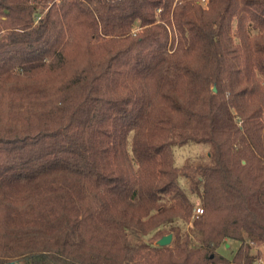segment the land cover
<instances>
[{"label":"trees","instance_id":"16d2710c","mask_svg":"<svg viewBox=\"0 0 264 264\" xmlns=\"http://www.w3.org/2000/svg\"><path fill=\"white\" fill-rule=\"evenodd\" d=\"M262 258L264 0H0V264Z\"/></svg>","mask_w":264,"mask_h":264},{"label":"rangeland","instance_id":"374dc122","mask_svg":"<svg viewBox=\"0 0 264 264\" xmlns=\"http://www.w3.org/2000/svg\"><path fill=\"white\" fill-rule=\"evenodd\" d=\"M177 155L178 165H183L185 162L191 161L193 164L200 162H207L209 157V148L204 145H190L181 147L175 150ZM197 208L200 206L197 205ZM196 208V209H197ZM194 210L192 219L196 216L197 212ZM239 247V243L231 241L228 244L222 245L219 252L227 258H232ZM257 264H264V258L260 259Z\"/></svg>","mask_w":264,"mask_h":264},{"label":"water","instance_id":"95a60500","mask_svg":"<svg viewBox=\"0 0 264 264\" xmlns=\"http://www.w3.org/2000/svg\"><path fill=\"white\" fill-rule=\"evenodd\" d=\"M214 91H216V88H213ZM173 240V235L172 234H168L166 236H164L163 238H161L160 240H158L156 242V244L158 246H168L172 243ZM12 264H21L19 261L13 262Z\"/></svg>","mask_w":264,"mask_h":264},{"label":"built area","instance_id":"2783aa9c","mask_svg":"<svg viewBox=\"0 0 264 264\" xmlns=\"http://www.w3.org/2000/svg\"><path fill=\"white\" fill-rule=\"evenodd\" d=\"M196 212H197V214H201V213H203V209L201 207H199L196 209Z\"/></svg>","mask_w":264,"mask_h":264}]
</instances>
